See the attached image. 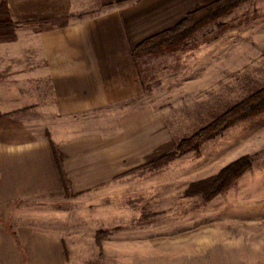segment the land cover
<instances>
[{"label": "rangeland", "instance_id": "rangeland-1", "mask_svg": "<svg viewBox=\"0 0 264 264\" xmlns=\"http://www.w3.org/2000/svg\"><path fill=\"white\" fill-rule=\"evenodd\" d=\"M213 1L198 0L192 11ZM133 56L143 96L75 122L82 133H114L125 115H156L173 146L127 162L109 184L75 195L65 190L64 199L21 201L16 222L5 223L57 234L63 264H264V112L159 161L264 87V0H245L185 41ZM244 157L249 167L229 186L202 193Z\"/></svg>", "mask_w": 264, "mask_h": 264}, {"label": "crops", "instance_id": "crops-1", "mask_svg": "<svg viewBox=\"0 0 264 264\" xmlns=\"http://www.w3.org/2000/svg\"><path fill=\"white\" fill-rule=\"evenodd\" d=\"M197 1L5 0L16 39L0 42V264H63L57 234L5 223L21 201L64 199L53 147L75 195L173 146L156 115H125L114 133L75 120L142 97L132 51Z\"/></svg>", "mask_w": 264, "mask_h": 264}, {"label": "trees", "instance_id": "trees-1", "mask_svg": "<svg viewBox=\"0 0 264 264\" xmlns=\"http://www.w3.org/2000/svg\"><path fill=\"white\" fill-rule=\"evenodd\" d=\"M245 0H215L212 3L189 12L175 26L146 38L132 51L136 52H157L169 46L185 41L186 38L197 29L207 25L215 19L227 14L232 9L243 3ZM15 23L10 19L7 6L4 1L0 3V42H10L16 39ZM264 112V87L251 94L236 105L225 110L209 126L195 132L189 138L179 141L177 148L172 153L159 159L160 162L171 160L177 155L195 150L205 140L216 136L220 131L233 125L236 122L248 119ZM53 157L61 184L67 190V180L59 160L57 151L53 147ZM249 167L248 158L244 157L225 167L214 179L205 185L206 197L222 191L230 185L240 174Z\"/></svg>", "mask_w": 264, "mask_h": 264}]
</instances>
